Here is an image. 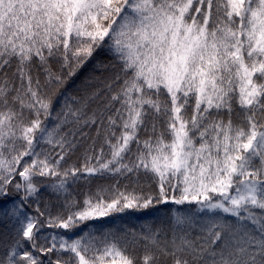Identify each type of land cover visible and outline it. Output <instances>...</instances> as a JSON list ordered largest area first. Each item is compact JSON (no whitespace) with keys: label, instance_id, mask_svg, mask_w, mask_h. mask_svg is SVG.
Returning a JSON list of instances; mask_svg holds the SVG:
<instances>
[{"label":"snow or ice","instance_id":"snow-or-ice-1","mask_svg":"<svg viewBox=\"0 0 264 264\" xmlns=\"http://www.w3.org/2000/svg\"><path fill=\"white\" fill-rule=\"evenodd\" d=\"M0 202V264H264V0H0Z\"/></svg>","mask_w":264,"mask_h":264},{"label":"trees","instance_id":"trees-1","mask_svg":"<svg viewBox=\"0 0 264 264\" xmlns=\"http://www.w3.org/2000/svg\"><path fill=\"white\" fill-rule=\"evenodd\" d=\"M98 60L107 61L110 59L108 54L103 50L99 51L96 54V58ZM95 60L90 61L86 64L77 76L73 77L68 81L63 91L68 93L75 94L78 87L84 81L85 77L89 76L94 70ZM89 133V136H95L94 129L88 130L85 129ZM86 143H90L87 141ZM85 145L78 147V150L75 155L71 157L68 161L69 164L76 163L79 164L81 155L84 151ZM126 181L124 179H120V185L122 186ZM114 183V179L112 178H91L90 180L81 179L77 184L73 185V194L75 198L79 201H82L85 193L87 192H95L98 185H111ZM131 187V186H130ZM145 190L147 187L145 186ZM55 197L52 196L49 190L46 188H41L40 192V204L43 207L44 202L49 200H54ZM2 203V202H0ZM34 204L32 208H29V211H32L34 208ZM177 206L173 204H161L156 207L149 208L147 210H125L123 213H114L108 217L96 219L93 221H89L86 226V230L100 233H119L123 236L125 233H130L132 231L136 233L145 232L149 229H157V228H165L171 218L172 211ZM187 209L189 207L194 208L195 206H182ZM79 231V229H77ZM12 236V228L11 225L0 220V255L3 253V245L7 243ZM142 249L137 248L136 254H139Z\"/></svg>","mask_w":264,"mask_h":264}]
</instances>
